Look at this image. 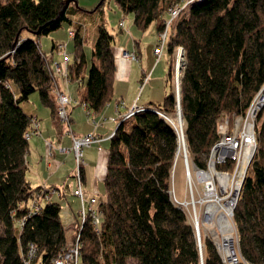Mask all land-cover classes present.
<instances>
[{"label": "trees", "instance_id": "1", "mask_svg": "<svg viewBox=\"0 0 264 264\" xmlns=\"http://www.w3.org/2000/svg\"><path fill=\"white\" fill-rule=\"evenodd\" d=\"M67 1L0 0V264H28L31 244L32 263L50 264L68 247L61 202L48 199L39 209L32 207L47 190L33 184L29 174L24 132L35 115L21 106L37 90L55 123H61L51 91L54 74L40 37L73 22L68 10L76 0ZM175 1L180 0H116L124 12H132L136 28L154 25L158 32ZM71 29L68 73L78 82L77 104L99 111L114 96L115 36L98 22L88 60L87 32L81 24ZM179 45L185 56L180 107L188 154L205 167L219 137V119L244 113L264 83V0H190L172 24L167 49L173 53ZM173 73L171 64L167 81ZM177 104L173 86L158 104L121 117L110 137L104 191L98 197L99 231L89 214L75 226L80 263L226 264L209 236L200 249L186 211L170 197L178 135L157 110L172 114ZM257 123V149L234 207L242 257L236 264H264V107ZM218 165L229 167L232 161Z\"/></svg>", "mask_w": 264, "mask_h": 264}, {"label": "crops", "instance_id": "2", "mask_svg": "<svg viewBox=\"0 0 264 264\" xmlns=\"http://www.w3.org/2000/svg\"><path fill=\"white\" fill-rule=\"evenodd\" d=\"M128 29L132 40H129L125 46L121 44V47L137 51L140 59L131 60L127 57H122L118 52L116 57L114 96L101 110L93 111L90 115L87 114L83 106L81 110L85 112L86 116L85 123L82 127L77 126L79 123L77 120L78 114L76 112L77 107L81 106V104H77L78 82L75 80L72 81L71 79L65 80L59 76L56 78L60 89L65 91L73 99V102L69 104L71 116L70 131L76 134H84L92 131L100 136V140L84 149L85 165L83 167L82 178L83 188L85 187L84 195L86 192L85 196L88 198L93 196L97 197V193L93 192V188H95L94 182H96V184L97 182H103L106 174L108 147L110 144L109 136L115 131L123 113L126 112V109L118 110L116 99L123 98L127 105L137 101L138 104L140 103V105L146 106L152 103H147L145 101H152V99L161 102L165 92L173 88L172 81L166 80L167 72L173 61V53L167 49L162 57L156 60L153 52L158 34L156 27L151 25L147 30L142 31L136 28L134 23H132ZM52 42H55V40ZM73 46L71 50L68 51L71 52ZM85 51L87 52V50ZM50 53H52L51 50ZM150 57H152V59L155 58L154 62L150 60ZM160 61H163V67L167 69V71L165 74L159 72V74L156 73L154 76L155 67ZM145 72H150L151 75L143 86L146 97L141 100L143 95L138 91V88H141V80ZM165 81L169 83L168 86L165 84ZM76 101L77 103H75ZM43 106L47 109L37 105L35 109H31L28 112L24 108L27 113L37 116L39 121L42 117V113L50 118V121H47L48 125L40 122L39 132L33 135H36V138L32 136L29 139V152L27 155L29 174L33 184L41 185L47 190L45 194H40L33 201L32 207L35 202L41 205L48 199L61 202V219L64 216L65 220H62V222L66 228V244L68 246L73 241V234L76 230L75 226L78 224L77 219L81 216L80 199L73 193L76 182L75 158L70 148L72 144V133L68 131L65 124H56L54 117L51 115L50 108L44 104ZM44 110L46 113H44ZM32 139L34 140L33 148L30 145V141H33ZM62 148L66 150L63 151ZM32 150L33 153L36 154L35 158L30 156ZM49 189H56L59 191L51 192ZM101 191L103 195L104 187ZM33 264L41 263L40 261H36Z\"/></svg>", "mask_w": 264, "mask_h": 264}, {"label": "built area", "instance_id": "3", "mask_svg": "<svg viewBox=\"0 0 264 264\" xmlns=\"http://www.w3.org/2000/svg\"><path fill=\"white\" fill-rule=\"evenodd\" d=\"M189 2L190 0L175 1L172 4V6L169 8L168 15L164 19V26L157 34L156 43L153 49L156 60L162 57L163 53L167 50V41L169 38L170 31L172 29V24L174 20L184 11V9L187 7ZM119 25L125 28L126 26L125 18H122L119 21ZM69 34L73 35L74 31L70 30ZM61 46H63V44H61ZM126 56L129 58H135L134 55L132 54V51H127ZM69 58H70L69 54L63 51L62 62H64L65 69H63L61 65H59L61 64L60 60L56 59L54 63L55 62L56 64L59 63L58 64L59 66H55L56 67L55 70L51 68L53 69V72L56 74L58 72V74L62 75L63 77L64 75L67 76ZM173 60H174L175 86L177 90L180 84L181 68L184 65V48L181 45L176 46L174 48ZM147 78L148 76L145 77V80H147ZM51 91L56 99L58 118L61 123L65 124L66 128H68V131L72 133V150L74 152V158H75V176H77L79 182L81 180L83 167L85 165V160L83 156L84 148L92 146L96 141L100 140V136L94 134L91 131L84 134H76L71 132L69 128V124L71 121L69 103L72 101V99L68 96V94L65 91L61 90L60 87H58L57 82L54 83ZM118 102L122 106H125L126 104L123 98H119ZM263 107H264V83L259 89V91L253 97L251 103L249 104L248 108L244 113L234 115L232 118H230L229 115H224L219 119L217 125V132L219 137L211 148L206 166L198 167L194 164V166L196 167L195 175L199 180H200V176L203 177L201 181L204 183L207 192H209L211 189L212 191H214L211 193L210 196L209 194H207V196L210 197V200L208 199L207 203L210 201L221 203L223 206L222 210L225 212V216L227 217V219L229 218L232 219L233 222H234L233 219L234 207L241 196L243 184L245 181L244 174L246 173L247 168L250 166L256 151L257 125H258L257 115L258 112ZM134 109L135 107L132 108L128 107L126 112L123 113V116L128 117L132 115L134 113ZM177 111H178V115H180L178 104H177ZM158 112L164 117H166L168 120H170L173 126L175 127L178 135V148H179V141L181 139L185 141L184 123H182V125H177V123L174 122L168 114L166 113L164 114V112L160 110H158ZM92 113L93 112H91V110L88 109V115ZM39 127H40V121L35 116L32 119V122L28 127V129H26V131L24 132V137L29 140L32 135L39 132ZM62 150L64 151L66 149L62 148ZM187 152L188 150L185 148L183 152L184 155H186ZM177 154H178V150H177ZM227 160L232 161L231 166L222 167L218 165L220 163L221 164L225 163ZM240 174H243L242 179L239 178ZM218 175H222V176L228 175L229 177H233L232 181L227 183V187L225 188V190L222 189L221 193L223 194V196L220 195V193L219 194L215 193V190L217 188V181H218V185L220 186V180ZM191 189L193 190V188ZM76 192L79 194L82 201L80 215L83 218H85L87 214H91L92 223L95 229L99 231L100 223H101V214L99 213L98 209L94 206L96 199L94 197H90L86 199L84 195H82L80 187L76 190ZM174 199L180 205H186V206L189 205V201L183 202L178 200L177 197H174ZM223 199L225 200L224 203L221 202L223 201ZM228 202L231 203V209L229 212L226 210V206ZM39 207L40 205L37 202H35L33 208L39 209ZM190 220L192 222L193 221L195 222L194 225L198 229V226L196 224L197 221L195 220V218L191 216ZM78 240L79 239L76 240V243L72 246L70 250L67 251L65 249H62L52 259L51 264H79L80 243ZM198 242H200V240ZM199 246L202 247L201 244H199ZM235 254L236 256L234 258L230 257V261L225 263L236 264L239 261V259L237 257V253ZM34 255H35V247L33 244H31L28 251V258H27L28 264H33L32 258L34 257Z\"/></svg>", "mask_w": 264, "mask_h": 264}, {"label": "rangeland", "instance_id": "4", "mask_svg": "<svg viewBox=\"0 0 264 264\" xmlns=\"http://www.w3.org/2000/svg\"><path fill=\"white\" fill-rule=\"evenodd\" d=\"M68 16L73 20L72 23H70L68 21H64L63 24L59 28L49 32L48 34H44L40 37V44L42 46V49H43V51L46 52V56H47V60L49 62V65L54 70L56 69L55 66H59V65H61V67L63 69H65L64 62H62V56H63L64 49L71 50V48L73 46V39L68 37V30L71 29V26L74 24L75 25H79V24L83 25V28L87 32V35L89 37L88 40L86 41V44H85V46H86L85 50H87L86 53H87L88 60L90 59V53H91V47H92V35L96 31V25L98 24V22H101V21L105 22V25L109 28V30L115 36V40L112 43V51L115 55V63H116V57H117L118 52L120 53V55L122 57H124L123 56L124 51H135V50L126 49V47L125 48L121 47V44H123L125 46V44L129 42V40L130 41L132 40L131 36L129 35L130 32H129L128 28L132 25V23H133L132 21H133L134 16H133L132 12H124L119 7L116 0H76V1H72L70 4V8L68 10ZM122 18H125V21H126L125 28H121L119 25V21ZM23 34H24V36H26L27 32H25ZM53 40H55V48L56 49L54 51H52V53H50ZM64 40H68V42H67L68 46L67 47H66V43ZM61 44H63V46H61ZM148 51H149V48H148ZM136 53H137V51H136ZM145 54H147V53H145ZM172 58H173V55H172ZM52 59H59L61 64L58 63L59 64L58 65V64H56V62L54 63V61H52ZM154 59H152V57H150V60H152V62H154ZM51 61H52V63H51ZM162 63H163V61L162 62L160 61L157 64V66L155 67L154 76L156 73L159 74V72L160 73L163 72V74L166 73L167 69H164ZM172 67L174 70V60L172 61ZM67 73H68V71H67ZM145 73H148V72H145ZM57 74H58V72H57ZM67 75L68 76H66V77H65V75H64V77L60 75V77H62L65 80H69L70 79L69 73ZM54 77H56V76L54 75ZM171 81H172V84L175 88V92L177 93L176 86H175V78L171 79ZM55 82H57V79L55 80ZM57 84H58V82H57ZM165 84H167V86H168L169 83L167 81H165ZM143 86L144 85H142V81H141V88L140 87L138 88V91H140V93H142V95H143L141 100L146 97V92L143 90ZM179 86H180V84H179ZM58 87H59V84H58ZM11 88H14V89L16 88L15 91H18V85L14 81H11ZM116 101H117V99H116ZM145 102L152 103L151 105H148V106H153L154 103L158 104V101H155L154 99H152V101H145ZM37 105L42 107V108H45L43 106V103L41 102L40 94L37 90L33 91L30 94V97L28 100L21 102V106L23 107V109L25 108L28 112L31 109H35ZM82 107H83V105L77 107V112H76L78 114L77 120L79 123L77 126H81V127L85 123V116H86L85 112L81 110ZM45 109H47V108H45ZM44 113H46L45 110H44ZM169 115H170L171 119L173 118L172 120L174 122L177 121L178 111H175L174 113L169 114ZM41 116L42 117L40 119V122L46 123L48 125L47 121H50V118L47 115H44L43 113ZM37 119L39 120L38 117H37ZM33 137L36 138V135ZM185 142H186V138H185ZM30 145L33 148L34 140L30 141ZM31 147H30V149H31ZM186 149L188 150L187 143H186ZM83 155H84V152H83ZM30 156L32 158H35L36 154L33 153V150H32V153ZM187 156H188V162H185L184 156H182L180 154L176 155L175 168L173 169L172 176H171L170 197H171L172 201L177 206L182 207L186 211L188 220L191 224L195 223L194 221L192 222L190 220L191 216H193V218H195V220L197 219L199 234H200V242H201V243L200 242H198V243L203 245V238L205 236H209L212 240L214 239L213 242L215 243L218 252L222 256V259H224L225 253L223 250L224 249V247H223V242H224L223 235H222L220 229L218 228L217 224L215 223L214 216H213V219L211 218L210 221H208L206 219L207 216L205 214L206 205L210 202H215V201H210L207 203V200L208 199L210 200V197L207 196V194H209V192H211L212 189L209 192H207V190L204 186V183L201 180H199L195 175V168L196 167L194 166L193 159L188 154V152H187ZM249 167H248V173H249ZM75 182L77 185V182H78L77 176H75ZM82 182H83V178H82ZM94 187L95 188H93V192L97 193V197L103 196L102 191H101L103 188V182H97V184H96V182H94ZM191 188H193V190ZM84 190H85V187H84ZM221 191H222V188H220V186L218 185V181H217V188L215 190V193H218V194L220 193V195L223 196ZM212 192H214V191H212ZM85 195H86V192H85ZM174 197H177L178 200L183 201V202L189 201V205L188 206L180 205L179 203H177L175 201ZM85 198L88 199V197H86V196H85ZM224 201L225 200L223 199V201H221V202L224 203ZM80 202H81V200H80ZM80 208H81V206H80ZM62 220H65L64 216L62 217ZM231 221H232V219H231ZM232 225H233L232 234L234 235L232 238L233 239L232 244L235 247L234 249L237 253L238 259L242 260V257H241L240 252H239L238 230H237L235 221L234 222L232 221ZM214 230L217 232V234L214 233ZM73 232H74V230H73ZM75 232H76V230H75ZM75 232H74V234H75ZM74 234H73V240H74ZM70 245H68V246H70ZM67 248H69V247H67ZM200 249H201V247H200ZM224 260H223L224 262H229L230 258H225ZM129 263L134 264V261L131 260ZM79 264H82V261H81V263L79 262Z\"/></svg>", "mask_w": 264, "mask_h": 264}, {"label": "bare ground", "instance_id": "5", "mask_svg": "<svg viewBox=\"0 0 264 264\" xmlns=\"http://www.w3.org/2000/svg\"><path fill=\"white\" fill-rule=\"evenodd\" d=\"M70 1V0H69ZM68 1V2H69ZM121 28H123L122 26H120ZM70 30H72V31H74L73 29H69L68 30V37L69 38H72L73 39V36H74V34H75V31H74V34L73 35H70L69 34V31ZM65 41V43H66V47H67V42H68V40H64ZM56 49V48H55ZM54 49V50H55ZM64 51L66 52V53H68L69 54V60H68V68H69V64L71 63V52L70 51H68L67 49H64ZM126 53H127V51H124L123 52V56L124 57H127L126 56ZM132 54L134 55V57L135 58H129V57H127V58H129V59H131V60H139L140 58H139V56L137 55V53H136V51H132ZM56 59H52V61H55ZM52 61H51V63H52ZM184 62H185V56H184ZM52 68V67H51ZM52 71H53V69H52ZM53 74L56 76V77H54V79L56 80V78L59 76L60 77V75H58V74H56V73H54L53 72ZM68 74V73H67ZM151 75V73L150 72H148V73H145L144 75H143V77H142V85H144L145 83H146V81L148 80V78H149V76ZM68 76V75H67ZM146 76H148V78H147V80H145V77ZM66 77V76H65ZM69 96V95H68ZM70 97V96H69ZM71 98V97H70ZM72 99V98H71ZM119 99V98H118ZM118 99H117V107H118V110H120V109H126L127 110V108L128 107H130V108H132V107H135V109H134V113L136 112V111H139V110H144V109H146V108H151V106H141L140 104H138L137 103V101H135L134 103H132V104H130V105H127V104H125V106H122L119 102H118ZM73 102V99H72V101L70 102V103H72ZM77 102V101H76ZM69 103V104H70ZM81 105H83L84 106V108L86 109V112H87V114H88V109H90L91 110V112H93L94 110H92L91 108H89L86 104H81ZM125 110V111H126ZM158 111V110H157ZM161 111V110H160ZM125 113V112H124ZM57 114H58V109H57ZM164 114H165V112H164ZM169 115V114H168ZM170 116V115H169ZM35 117V116H34ZM33 117V118H34ZM122 117H124V116H122ZM32 118V119H33ZM173 119V118H172ZM184 122V119H183V116L181 117L180 115H178V118H177V121H176V123H177V125H182V123ZM69 126H70V124H69ZM92 132V131H91ZM94 133V132H93ZM114 133V132H113ZM112 133V134H113ZM95 134V133H94ZM112 134L109 136V137H111L112 136ZM97 135V134H96ZM33 136V135H32ZM31 136V137H32ZM71 150H72V144H71ZM185 148H186V142L184 141V140H180L179 141V148H178V154H180V155H184V150H185ZM85 149V148H84ZM256 149H257V147H256ZM72 152H73V150H72ZM84 152V151H83ZM256 152V151H255ZM74 153V152H73ZM84 156V155H83ZM184 160H185V162H188V156H187V154L186 155H184ZM247 174H248V168H247V170H246V173L244 174L245 175V179H246V176H247ZM218 177H219V180H220V187L223 189V190H225V188L227 187V183L228 182H231L232 181V178L233 177H229L228 175H225V176H222V175H218ZM239 178L240 179H242L243 178V174H240L239 175ZM191 179V178H190ZM201 179H203V177L202 176H200V180ZM80 187V189H81V192H82V195H84V188H83V182H82V176H81V180L77 183V185H76V187L74 188V190H73V193L76 195V196H78L79 198H80V200H81V197L79 196V194L76 192V190L78 189ZM51 192H57V191H59V190H52V189H49ZM48 190V191H49ZM212 192V191H211ZM211 192H209V196L211 195ZM49 194V193H48ZM85 197V196H84ZM95 199H96V202H95V204H94V206L98 209V211H99V213H100V210H99V207H98V197H96V196H93ZM172 200V199H171ZM87 201V200H86ZM88 202V201H87ZM174 203V202H173ZM81 207H82V201H81ZM223 206H222V204L221 203H219V202H210V203H208L207 205H206V208H205V214H206V219L208 220V221H210V219L212 218L213 219V216H214V219H215V223L217 224V226H218V228L220 229V231H221V233H222V235H223V239H224V242H223V247H224V256H225V258H234L235 256H236V252H235V249H234V247H233V244H232V238H233V234H232V231H233V225H232V221H231V219L229 218V219H227V217L225 216V212L222 210L223 208H222ZM230 209H231V203L230 202H228V204H227V206H226V210L229 212L230 211ZM80 210H81V208H80ZM101 214V213H100ZM90 215V217H91V214H89ZM84 219L85 218H83L82 216H80V220H81V223H83V221H84ZM196 221H197V219H196ZM196 224H197V226H198V223L196 222ZM192 225H193V227H194V230H195V234L197 235L196 236V238H197V241H199L200 240V234H199V228L197 229V227L194 225V223H192ZM214 233H216L217 234V232L214 230ZM78 239V238H77ZM77 239H75L74 238V240L72 241V243H71V245L70 246H68L69 248H65V250H70L71 248H72V246L76 243V240ZM52 262V261H51ZM51 264V263H50Z\"/></svg>", "mask_w": 264, "mask_h": 264}, {"label": "water", "instance_id": "6", "mask_svg": "<svg viewBox=\"0 0 264 264\" xmlns=\"http://www.w3.org/2000/svg\"><path fill=\"white\" fill-rule=\"evenodd\" d=\"M68 1H69V0H68ZM68 1H67V2H68ZM176 96H177V100H178L179 113H180V116L182 117V112H181V107H180V86H179L178 89H177Z\"/></svg>", "mask_w": 264, "mask_h": 264}]
</instances>
